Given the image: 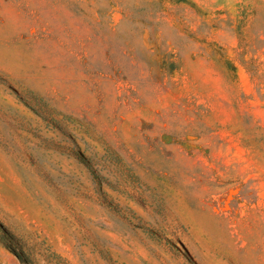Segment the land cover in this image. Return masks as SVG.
Returning a JSON list of instances; mask_svg holds the SVG:
<instances>
[{"label": "rangeland", "instance_id": "rangeland-1", "mask_svg": "<svg viewBox=\"0 0 264 264\" xmlns=\"http://www.w3.org/2000/svg\"><path fill=\"white\" fill-rule=\"evenodd\" d=\"M0 240L264 264V0H0Z\"/></svg>", "mask_w": 264, "mask_h": 264}, {"label": "trees", "instance_id": "trees-1", "mask_svg": "<svg viewBox=\"0 0 264 264\" xmlns=\"http://www.w3.org/2000/svg\"><path fill=\"white\" fill-rule=\"evenodd\" d=\"M34 100H35V102H37V104H39V105L42 104V100H41V99H39V98H37V97H34ZM0 243L3 244L7 249L11 250V249L8 247V245H7L6 243H4L3 241L0 240ZM11 252L15 253V252L12 251V250H11ZM15 254H16V253H15ZM16 255H17V257L19 258V260H20L21 262H24V259H23V257H22L21 255H18V254H16ZM109 263L112 264V260H111V259H109Z\"/></svg>", "mask_w": 264, "mask_h": 264}]
</instances>
